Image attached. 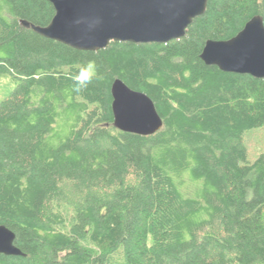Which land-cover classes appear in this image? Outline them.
Returning <instances> with one entry per match:
<instances>
[{
	"label": "trees",
	"instance_id": "1",
	"mask_svg": "<svg viewBox=\"0 0 264 264\" xmlns=\"http://www.w3.org/2000/svg\"><path fill=\"white\" fill-rule=\"evenodd\" d=\"M257 15L264 0H208L182 38L91 52L20 25L47 26L49 0H0V78L15 83L0 225L25 254L0 264H264V154L249 162L243 143L264 128V78L199 58ZM116 79L152 100L158 132L113 127Z\"/></svg>",
	"mask_w": 264,
	"mask_h": 264
},
{
	"label": "water",
	"instance_id": "2",
	"mask_svg": "<svg viewBox=\"0 0 264 264\" xmlns=\"http://www.w3.org/2000/svg\"><path fill=\"white\" fill-rule=\"evenodd\" d=\"M54 16L45 27L20 25L35 34L79 51H98L110 42L167 43L182 38L193 19L205 13L208 0H49ZM200 60L220 71L264 78V24L252 17L229 40L205 42ZM113 127L150 136L162 128L152 100L121 80L111 85ZM15 234L0 225V254L25 256Z\"/></svg>",
	"mask_w": 264,
	"mask_h": 264
},
{
	"label": "rangeland",
	"instance_id": "3",
	"mask_svg": "<svg viewBox=\"0 0 264 264\" xmlns=\"http://www.w3.org/2000/svg\"><path fill=\"white\" fill-rule=\"evenodd\" d=\"M15 87L10 76L0 78V101ZM243 143L247 152V159L253 162L259 155L264 154V128L251 129L244 133Z\"/></svg>",
	"mask_w": 264,
	"mask_h": 264
},
{
	"label": "clouds",
	"instance_id": "4",
	"mask_svg": "<svg viewBox=\"0 0 264 264\" xmlns=\"http://www.w3.org/2000/svg\"><path fill=\"white\" fill-rule=\"evenodd\" d=\"M89 67H93V65L89 64ZM92 75H95V71H93ZM83 86H86V84H84Z\"/></svg>",
	"mask_w": 264,
	"mask_h": 264
}]
</instances>
